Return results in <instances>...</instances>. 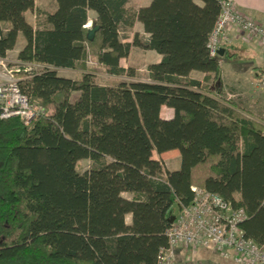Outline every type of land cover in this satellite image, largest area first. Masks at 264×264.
Wrapping results in <instances>:
<instances>
[{
    "label": "trees",
    "instance_id": "trees-1",
    "mask_svg": "<svg viewBox=\"0 0 264 264\" xmlns=\"http://www.w3.org/2000/svg\"><path fill=\"white\" fill-rule=\"evenodd\" d=\"M127 2L55 0L34 26L26 14L35 0H0V56L21 34L17 59L43 67L17 73L18 84L44 110L28 125L0 118V264H156L191 186L242 207L243 235L264 244V124L221 93L219 58L207 48L217 0H151L135 11ZM91 10L98 29L87 40ZM136 21L147 36L126 41ZM132 47L161 55L148 81L98 82L90 55L106 74L133 77L120 65ZM170 150L177 169L153 157Z\"/></svg>",
    "mask_w": 264,
    "mask_h": 264
},
{
    "label": "built area",
    "instance_id": "built-area-1",
    "mask_svg": "<svg viewBox=\"0 0 264 264\" xmlns=\"http://www.w3.org/2000/svg\"><path fill=\"white\" fill-rule=\"evenodd\" d=\"M219 14L209 34L207 48L211 57L230 42L229 29L236 27L257 40L264 48V21L247 17L235 9L232 0H217ZM89 25L86 24L85 26ZM90 26V25H89ZM31 64L19 60L10 66L7 56H0V118L17 117L25 125L40 117L44 110L33 107L20 87L19 72H30ZM257 86L264 90V78ZM193 200L181 205L165 230L167 246L159 249L156 264H179L177 251H211L233 264H264V244L243 235L239 224L247 218L242 207L234 208L218 193L191 186ZM221 264V263H214Z\"/></svg>",
    "mask_w": 264,
    "mask_h": 264
},
{
    "label": "crops",
    "instance_id": "crops-1",
    "mask_svg": "<svg viewBox=\"0 0 264 264\" xmlns=\"http://www.w3.org/2000/svg\"><path fill=\"white\" fill-rule=\"evenodd\" d=\"M151 0H144L138 7L146 6L150 3ZM235 6V9L241 14L250 17L252 19L258 21H264V0H232ZM53 10L55 9V0ZM198 2V1H197ZM96 14L94 11H89V18H95ZM135 29H133L132 34L134 32H138L144 37L147 36L143 31L142 24L139 21H136L134 24ZM230 42L223 47V55L219 57V67H220V86L221 93H227L229 96L240 94L237 103L246 110L247 115L255 119L257 121H261L264 124V97L262 101V97L259 95L258 90L254 89V84L259 79L264 78V48L260 45V43L251 38L247 33L240 31L236 27H231L229 29ZM131 37H127L126 41H131ZM24 44V39L21 34H18L16 43L13 49L9 50L7 53L13 51L14 55L17 59V53L20 48ZM136 47H132V49ZM129 55L131 54V51ZM141 52H144L150 61V63H157L161 59V55L154 50H145L140 49ZM128 55V56H129ZM127 56V57H128ZM126 58V57H125ZM122 58V59H125ZM122 59L120 60V65L124 68H127V65L122 63ZM18 60V59H17ZM22 63V62H21ZM27 64V63H23ZM147 64V65H148ZM32 67L42 68V65L31 64ZM147 67V66H146ZM63 71H71L72 75H64L67 77L75 78L78 77L80 71L71 68H58ZM56 69V71H58ZM107 75V74H106ZM206 74L200 71H192L189 74V77L202 81ZM110 76V75H107ZM112 77V76H111ZM225 97V96H224ZM230 100V99H228ZM258 100V101H257ZM233 101V100H231ZM257 101V102H256ZM261 104H258L260 103ZM247 107V108H246ZM161 115L164 118H170L173 115L172 108L163 106L161 110ZM170 154H175L176 159L173 164L169 166L167 164V160ZM153 157L156 159H161L164 162V165L170 169H177L179 166V152L177 150H170L163 152L161 154L154 153ZM122 195L125 198H131V194L128 192H123ZM126 223L131 222V215L127 214L125 216ZM194 252V253H193ZM202 251L196 250L192 251V256L202 257L205 254L201 253ZM180 258L182 254L179 253ZM210 256V255H208ZM186 258V257H183ZM212 261L220 262L219 257L215 254L210 256ZM223 264H228L227 262ZM222 264V263H221Z\"/></svg>",
    "mask_w": 264,
    "mask_h": 264
},
{
    "label": "rangeland",
    "instance_id": "rangeland-1",
    "mask_svg": "<svg viewBox=\"0 0 264 264\" xmlns=\"http://www.w3.org/2000/svg\"><path fill=\"white\" fill-rule=\"evenodd\" d=\"M144 0H128L127 2V8L131 11H135L137 9V7L143 2ZM53 7H54V2L53 0H35V6H34V10L32 11H29L27 14H26V18L27 20L32 23L34 26H37V21H36V15H37V11H51L53 10ZM93 19V18H91ZM89 19V20H91ZM87 28H90L89 25L86 26ZM133 29H135V27H133ZM132 30L130 31H124L121 33V35L124 37V39L126 40L127 37H131L132 34ZM137 49L133 48L132 51H131V54L126 57L125 59H122V63L124 65H127V67H131L134 69V72H135V76L133 77H128L126 75H120V76H114V75H110V76H107L106 73L104 72V70L100 67H98L95 63V60H94V57L92 55H90V57L88 58L87 60V65L92 68V69H95L96 70V75H97V80L98 82L100 83H113L115 81H125V82H131V81H137V80H143V81H148V79L146 78V66L148 64V62L150 61V59L144 55L145 53L144 52H141V48H138L136 47ZM7 59H8V63L10 66L16 64V57L14 55V52L11 51L9 53H7ZM41 68L39 67H32L31 71H39ZM58 74L60 75H72L73 72L71 71H63V70H60L58 69ZM112 76V77H111ZM261 79H259L258 81L255 82L254 84V89L255 90H258L260 91L259 92V95L262 97V101H263V97H264V90H261L258 88L257 86V83L260 81ZM223 96H225V98L228 100H233L234 102H237L238 99H239V96L240 94H237V95H232V96H229L227 93H224L222 94ZM258 101V100H257ZM256 101V102H257ZM258 104H261L258 103ZM247 108V107H246ZM176 159V156L175 154H170L168 160H167V164L169 166H171L174 162V160ZM89 166V160L87 159H82L78 162L77 164V168L80 170V171H84L88 168ZM202 252V254H205L203 255L202 257H198L197 255L196 256H192V251H177V255H176V259H177V262L179 264H214L215 262L212 261L210 259V256L213 255L214 253H212L211 251H208V250H204V249H200ZM179 253L182 254V257L180 258L179 256ZM194 253V252H193ZM210 255V256H208ZM218 256V255H217ZM183 257H186V258H183ZM219 257V256H218ZM219 261L220 262H216V263H222L223 264V261H225L224 263H228V264H233L232 261L230 260H224L222 259L221 257H219Z\"/></svg>",
    "mask_w": 264,
    "mask_h": 264
},
{
    "label": "water",
    "instance_id": "water-1",
    "mask_svg": "<svg viewBox=\"0 0 264 264\" xmlns=\"http://www.w3.org/2000/svg\"><path fill=\"white\" fill-rule=\"evenodd\" d=\"M91 25H92V22H91ZM97 29H98V25H95V26H92V27L90 26V28L88 29L87 34H86L87 40H92L94 38V35H95V32H96ZM223 52H224L223 48H221L219 50V55L222 56ZM173 219H174V215L171 216V218L169 219V223L172 222Z\"/></svg>",
    "mask_w": 264,
    "mask_h": 264
},
{
    "label": "bare ground",
    "instance_id": "bare-ground-1",
    "mask_svg": "<svg viewBox=\"0 0 264 264\" xmlns=\"http://www.w3.org/2000/svg\"><path fill=\"white\" fill-rule=\"evenodd\" d=\"M91 22H92L91 20H88L87 24L89 23V25L91 26Z\"/></svg>",
    "mask_w": 264,
    "mask_h": 264
}]
</instances>
